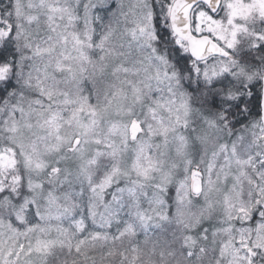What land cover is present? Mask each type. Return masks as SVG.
I'll return each mask as SVG.
<instances>
[{
    "label": "snow or ice",
    "instance_id": "1",
    "mask_svg": "<svg viewBox=\"0 0 264 264\" xmlns=\"http://www.w3.org/2000/svg\"><path fill=\"white\" fill-rule=\"evenodd\" d=\"M0 264H264V0H0Z\"/></svg>",
    "mask_w": 264,
    "mask_h": 264
}]
</instances>
